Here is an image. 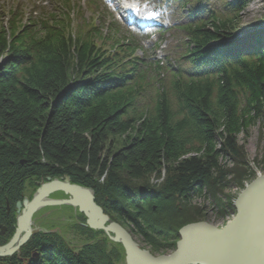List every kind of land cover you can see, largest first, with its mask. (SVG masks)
Segmentation results:
<instances>
[{"label":"trees","instance_id":"16d2710c","mask_svg":"<svg viewBox=\"0 0 264 264\" xmlns=\"http://www.w3.org/2000/svg\"><path fill=\"white\" fill-rule=\"evenodd\" d=\"M219 1L178 26L181 51L164 62L114 24L100 25L90 0V18L73 0L34 18L17 7L0 14V202L21 199L27 180L67 175L158 253L174 246L184 223L204 217L194 198L214 199L226 187L232 170L223 159L241 166L232 180L244 186L254 174L238 136L264 117V36L237 37L245 2ZM162 171L158 185L146 183ZM78 228L94 242L77 252L59 234L38 232L29 244L36 259L0 264L124 259L102 232Z\"/></svg>","mask_w":264,"mask_h":264},{"label":"water","instance_id":"95a60500","mask_svg":"<svg viewBox=\"0 0 264 264\" xmlns=\"http://www.w3.org/2000/svg\"><path fill=\"white\" fill-rule=\"evenodd\" d=\"M56 191L66 197H48ZM232 204L236 214L226 225L215 226L203 220L185 224L178 230L171 253L152 254L103 212L92 189L70 183L68 176L63 181L47 178L31 199L17 202L18 208L22 205L23 209L16 218V232L7 244L0 246V257L11 256L34 233H48L44 228L30 227L31 216L38 209L70 206L83 214L87 228L102 231L108 240L122 247L125 264H264V174L244 184Z\"/></svg>","mask_w":264,"mask_h":264},{"label":"rangeland","instance_id":"374dc122","mask_svg":"<svg viewBox=\"0 0 264 264\" xmlns=\"http://www.w3.org/2000/svg\"><path fill=\"white\" fill-rule=\"evenodd\" d=\"M73 1L74 3L78 2L79 7H76L75 11L78 13L82 12L83 18H90L92 16L91 10L86 7V3L83 2V0ZM243 1L245 2V6L239 14L240 29L236 33L238 36H236L242 37L249 36L250 34H252L253 37L254 34L260 37L264 36V0ZM93 2L96 4L98 3V12H100V18H98V20L100 25L102 24L103 26H106L111 23L115 24L122 34L125 32L127 33V30L128 32L134 30L129 33L144 47V56L150 57V55L153 54L155 59H160L163 62L166 58H172L181 51L184 33L178 28V25L190 21L193 18L204 16L208 10L209 12L218 10L221 6L220 1L202 0L201 3L206 7L205 11L197 6L196 2L192 0L188 1L186 6L181 5L179 0H126V2L134 4V6L139 8L141 12H144L148 21L155 24H162V26L147 25L145 27L146 30H136L132 29V26L128 25L124 21V17L118 12L121 11L123 14L120 0H93ZM60 4L61 0H0V14L3 15L9 8L17 7L22 10L27 17L34 18V16L39 15L40 12H50L58 8ZM148 33H150V36L146 35ZM158 38L161 39L160 46L155 48L153 43L156 42ZM136 53L139 54V52ZM117 144L118 143H116V146ZM238 144L242 147L244 166L247 168V171L251 172V175H253L256 172V167L260 173H264L263 116L250 127L245 136L242 134L238 136ZM222 162H226L224 163L226 164V167L232 170V175L230 173L227 175L226 187L223 190L218 191L214 199L212 197H197L192 200L194 205L202 206L203 208L204 217L201 220L220 227L231 221L236 214V208L231 202L234 197H237L240 194L242 185H239L240 183L238 184L232 179L234 176L244 173L239 171L241 166L237 168V164L235 165L233 159H223ZM162 178L163 171L161 172L160 177L156 175L149 176L146 183L155 186L162 181ZM250 178H244V180L240 181L241 184H244ZM49 211H51V209H49ZM43 216L44 214H35L33 229L41 228L40 223L43 222ZM44 222L51 223V220H45ZM55 223L60 226L59 232L61 230L62 237H64V240L68 243L70 248L75 252L79 251L84 244L79 236L76 233H73L72 229H69L66 219L61 217L59 220H56ZM188 223L190 222L184 223L183 225ZM49 228L50 227H46V230H51ZM129 233L139 246L150 250L148 244L141 236L131 231H129ZM173 250L174 246H164V249L158 253L150 252L152 254H169ZM17 252L18 250L14 253ZM117 264H125L124 259Z\"/></svg>","mask_w":264,"mask_h":264},{"label":"flooded vegetation","instance_id":"af4514ba","mask_svg":"<svg viewBox=\"0 0 264 264\" xmlns=\"http://www.w3.org/2000/svg\"><path fill=\"white\" fill-rule=\"evenodd\" d=\"M65 176H67V175L54 177V178H52L50 176H40L38 178H33L32 180H27L26 182H24V184L22 185V187L20 189L21 199H16L13 202H9L5 198L4 203L0 202V246L6 244L13 237V235L16 232V228H17L16 218L18 215L21 214L22 209H23L22 205L20 206V208H18L17 202H22V200L25 197L28 199H31L33 193L39 189V184L47 182V178H49L50 180H53V179L63 180V178ZM69 181H70V183H73V182H71L70 178H69ZM73 184H75V183H73ZM77 185H79V184H77ZM80 186H82V185H80ZM48 197H50V198H65L66 196L62 192L56 191V192L50 193L48 195ZM49 209H51V211H49ZM37 213L39 215L44 214L43 222L40 223V226H41V228H44L45 230H46V227H50L49 229H51V230L47 229L48 232L57 233L60 236H62L61 230L59 232L60 226H58V224L55 223V221L59 220L61 217H63L66 219V223H68L69 229H72V232L76 233L79 236L80 240L83 242L84 245L94 242L93 238L88 239L87 234L84 231L79 230L78 227H80V226L86 227V225H85V217L83 216V214L79 213L77 211V209L72 208L70 206L42 207L32 214L31 224H30L31 228H33L35 214H37ZM82 218H83V221L81 220ZM32 220H33V223H32ZM45 220H51V223H45L44 222ZM39 233H42V232H39ZM50 233H48V234H50ZM22 234L23 233H21V235ZM36 234H38V233L32 234L28 238L26 243H24L23 245H21L19 247L18 252L14 253L13 255H16L23 262H26L30 259H36L38 257L37 251L35 248H33L32 246L29 245L30 243H33L32 240ZM62 238L64 239V237H62ZM96 240L97 241L101 240V235L100 236L96 235ZM38 241L39 240H37L36 242H38ZM27 254H29V255L27 256Z\"/></svg>","mask_w":264,"mask_h":264},{"label":"bare ground","instance_id":"6f19581e","mask_svg":"<svg viewBox=\"0 0 264 264\" xmlns=\"http://www.w3.org/2000/svg\"><path fill=\"white\" fill-rule=\"evenodd\" d=\"M130 8V10L131 11H133V8H134V6L133 5H131V4H124V8ZM258 35H256V34H254V37H257ZM255 170H256V172H255V174L253 175V176H251V178L250 179H248L246 182H245V184L246 183H249V182H251L252 180H253V178L254 177H258L259 175H263L264 173L263 172H259L258 171V169L255 167ZM61 181H63V180H61ZM34 194V193H33ZM33 196V195H32ZM26 198V197H25ZM233 198V197H232ZM235 199V197L233 198V200ZM21 203V202H20ZM232 203V202H231ZM39 210V209H38ZM127 231H128V229H126ZM92 231H94V230H92ZM95 232H102V231H95ZM129 232V231H128ZM48 233H50V232H48ZM48 233H44V234H48ZM103 233V232H102ZM104 234V233H103ZM105 235V234H104ZM110 241V240H109Z\"/></svg>","mask_w":264,"mask_h":264}]
</instances>
